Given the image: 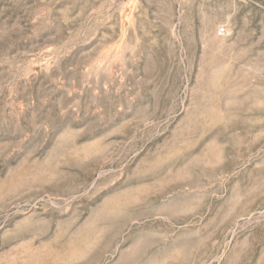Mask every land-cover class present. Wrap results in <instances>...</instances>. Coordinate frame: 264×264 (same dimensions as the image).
Instances as JSON below:
<instances>
[{
    "label": "rangeland",
    "instance_id": "1",
    "mask_svg": "<svg viewBox=\"0 0 264 264\" xmlns=\"http://www.w3.org/2000/svg\"><path fill=\"white\" fill-rule=\"evenodd\" d=\"M0 264H264V0H0Z\"/></svg>",
    "mask_w": 264,
    "mask_h": 264
},
{
    "label": "built area",
    "instance_id": "2",
    "mask_svg": "<svg viewBox=\"0 0 264 264\" xmlns=\"http://www.w3.org/2000/svg\"><path fill=\"white\" fill-rule=\"evenodd\" d=\"M217 33L219 35H223L225 33V29L223 27H219L218 30H217Z\"/></svg>",
    "mask_w": 264,
    "mask_h": 264
}]
</instances>
